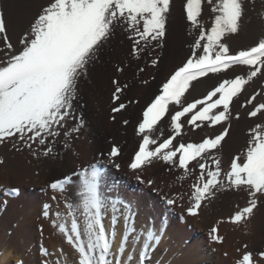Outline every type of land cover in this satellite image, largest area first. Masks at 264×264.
<instances>
[{"label": "snow or ice", "instance_id": "snow-or-ice-1", "mask_svg": "<svg viewBox=\"0 0 264 264\" xmlns=\"http://www.w3.org/2000/svg\"><path fill=\"white\" fill-rule=\"evenodd\" d=\"M171 2L49 0L48 5L42 6L33 17L28 30L21 34L19 49L9 39L5 13L0 7V52L3 53L0 56V145L13 141L15 147V141H20L31 149L33 144L45 145L49 138L60 137L62 131L65 137L71 132H80L82 119L71 132L65 130L67 121L76 118L73 109L79 78L87 75L89 64L97 59L98 53L117 30L128 32L129 39L133 40L132 54L136 58L150 46L158 44L162 47ZM204 2L186 0V20L198 35L190 45L192 51L189 58L163 83L158 94L142 111L137 129L141 143L128 166L132 172H141L146 165L159 159L165 164L178 166L185 175H189L192 171L189 164L196 161L199 176L192 185L188 215L197 216L202 204L213 199L218 191L243 189L249 197L247 205L229 218V222L239 225L252 217L258 202L264 198V123L250 130L243 160L237 155L226 172L222 171L221 160L214 150L219 149L229 135L233 98L254 78L264 76V38L259 39L255 46L233 54L225 38L241 31L245 0H206L214 14L207 28L199 19ZM247 2L254 3L255 0ZM156 63L158 61H152L153 66ZM236 66H246L247 76L222 78V82L204 98L193 101L185 99V93L193 81L209 74L227 73ZM113 83L116 85L113 93L115 102L120 100V94L127 85L121 87L118 81ZM258 95L260 93L247 100V105H253L249 117L264 114V103L253 104ZM125 107L124 103H119L112 111L119 113ZM166 115L171 134L158 139V136L163 137L164 126L158 128L157 125ZM185 117L187 119L182 122ZM235 118L239 119V115ZM222 124L224 127L219 134L207 137L201 143L178 142L173 146V141L181 136L185 126L197 129ZM52 152V147H47L43 154L48 156ZM120 155V148L113 146L109 163L119 168L114 158ZM3 163L4 160L0 159V164ZM77 177L79 204L76 201L69 203L68 216L61 217L57 213V219L53 222L76 254V264H146L150 252L160 243L161 234L149 228L138 232L132 217L124 216L123 235L117 247L118 209L114 202L106 201L103 196L100 171L96 165H90ZM137 179L145 182L140 176ZM74 183L73 177L67 176L51 183L50 188L63 194ZM147 183L151 185L154 182ZM165 202L172 206L176 204V199L167 198ZM125 207L129 208L128 205ZM109 208L111 232L104 222ZM43 214L49 216L48 205L44 206ZM78 214L83 217L82 224ZM211 234L217 243L223 242L216 227L212 228ZM130 245L133 250L139 245V251L125 257ZM44 255L49 253L45 250ZM239 264H253L252 254H244Z\"/></svg>", "mask_w": 264, "mask_h": 264}, {"label": "bare ground", "instance_id": "bare-ground-1", "mask_svg": "<svg viewBox=\"0 0 264 264\" xmlns=\"http://www.w3.org/2000/svg\"><path fill=\"white\" fill-rule=\"evenodd\" d=\"M8 14L9 30L14 32L12 24H17L18 18ZM159 56L162 58L163 55ZM163 63L164 59L152 67L141 86L135 88L138 80H134L119 101L114 102L112 97L109 110L103 106L100 111V101L104 100L101 99V87L91 92L95 95L99 92L97 99L90 97L89 92L77 94L73 111L77 118L81 115L83 120L81 140L72 135L65 137L61 133L60 137L49 138L45 145L33 144L31 149L20 141H15V147L13 141L0 145V159L4 160L0 164V264H76V254L53 222L57 213L61 217L68 216L69 203L76 201L79 204L77 174L90 168V165H96L100 171L105 200L114 202L118 209L117 247L123 235L124 216L132 217L138 232L149 228L161 234L160 243L150 252L146 264H239L243 255L248 253L252 254L253 264H264V204L259 201L252 217L246 222L239 225L229 222L236 211L247 205L249 197L245 190L218 191L213 199L202 204L197 216H190L187 208L190 206L192 185L199 176L196 161L189 164L192 170L189 175H185L178 166L164 164L159 159L146 165L141 172H132L123 161L127 155L133 159L141 143L137 129L142 111L158 94L163 83L182 66L180 63L168 66V71L161 75ZM245 67L239 69L244 70ZM239 69L234 67L227 73L209 74L193 81L185 99L203 98L222 82V78L237 74ZM119 103H124L125 109L113 112L112 109ZM185 119L187 117L182 118V122ZM167 120L166 115L157 125L158 128L164 126L163 137L158 136V139L171 134ZM222 128L217 125L197 129L185 126L181 136L173 141V146L178 142L201 143ZM227 145L224 149L214 150L221 160L223 172L230 169L235 156L240 155L243 160V150L240 151V143L236 139ZM113 146L120 148L121 155L114 158L119 168L109 163ZM47 147H52L53 152L45 156L43 153ZM67 176H72L75 183L68 186L63 194L53 192L50 184ZM137 176L145 182L141 183ZM148 181L154 183L149 185ZM167 198L176 199V204L168 206L165 202ZM45 205H48V217L43 214ZM78 215L82 224L83 217ZM104 222L111 232L110 208ZM213 227L223 237L222 243L213 239ZM139 247L137 245L133 250L130 245L125 257L133 251L138 253ZM45 250L49 255H44Z\"/></svg>", "mask_w": 264, "mask_h": 264}, {"label": "rangeland", "instance_id": "rangeland-1", "mask_svg": "<svg viewBox=\"0 0 264 264\" xmlns=\"http://www.w3.org/2000/svg\"><path fill=\"white\" fill-rule=\"evenodd\" d=\"M48 3L49 0H0V7L3 8L6 14L5 18L7 24L9 21L7 19H9L10 15L8 12L11 13L14 18H18V23L12 24L14 32H10L9 24L7 25L9 39L17 49H19L18 39L21 34L28 30L33 17L41 10L42 6H47ZM185 3L186 0H172L163 46L161 47L158 44H156L155 47L150 46L145 52L140 54L139 58H136L132 54L133 40L129 39L128 32L117 30L109 43L98 53L97 59L89 64L87 75L79 78L77 94H87L89 92L90 97L95 96V99H97L99 92L96 95L91 92L95 91L94 88L98 89L101 87V99L104 100L100 101L102 105H100V103L99 105L100 111L102 112L103 106L108 110L110 109V101L116 88L113 81H118L121 87L127 85L120 94L121 97L125 95L134 80H138L135 84V88L143 84L148 72L152 70L153 60L161 63L164 59L161 75L167 72V69L173 64L175 66L180 63L183 66L192 51L190 45L198 35V32L193 31L190 23L186 20V13L184 11ZM262 16H264V0H255L254 3H248L247 0H245V18L241 26V31L238 34L230 35L225 38L232 53L255 46L259 39L264 38V18H262ZM199 19L204 23L206 28L210 27L214 19V14L211 12V5H208L206 0L202 5V13ZM155 43L156 42H154V44ZM0 47H2V41H0ZM158 54L163 55L162 58L160 56L158 58ZM240 67L241 66H236L237 69ZM118 69H123V71H118ZM141 69H143V71H141ZM243 69L244 70H242V68L239 69L237 74H232L226 78L233 79L237 75L246 77L247 67ZM256 93H260V95L257 96L253 104L264 103V76H257L254 78L244 86V89L237 97L233 98L232 104L230 105L232 118L229 123L231 127L228 137L225 138L220 146L221 149H224V146L232 142V139H236L237 142L240 143V151L243 150L241 152L244 153L248 145V140L250 139V130L257 124L264 123V114H258L257 117L248 116L253 105H247V100ZM237 114L239 115V119L235 118ZM80 117L81 115L75 119L70 118L67 121L65 130L71 132V129L80 123L82 119V117ZM222 125L217 126L224 127V125ZM61 133H63V131ZM217 134L219 133L217 132L216 135ZM71 135L75 139L81 140L82 128L78 133L71 132ZM214 136L215 135H212V137ZM131 160L132 157L130 155L123 157V161L126 162L127 166ZM16 196L17 195H15V197ZM260 202L264 204V198H262Z\"/></svg>", "mask_w": 264, "mask_h": 264}]
</instances>
